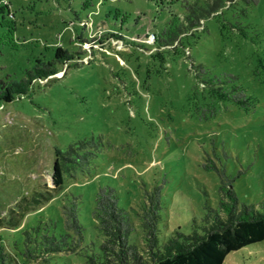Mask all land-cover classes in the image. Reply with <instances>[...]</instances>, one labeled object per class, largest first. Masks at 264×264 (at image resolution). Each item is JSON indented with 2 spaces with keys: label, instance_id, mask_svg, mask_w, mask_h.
<instances>
[{
  "label": "rangeland",
  "instance_id": "1",
  "mask_svg": "<svg viewBox=\"0 0 264 264\" xmlns=\"http://www.w3.org/2000/svg\"><path fill=\"white\" fill-rule=\"evenodd\" d=\"M85 1L0 0V75H21L56 46L74 52L57 74L34 82L28 96L0 107L4 264H14L4 231L15 233L42 211L49 216L54 199L60 206L73 196L84 244L99 250L95 200L108 185L121 206L139 213L146 191L159 187L160 237L192 233L206 202L219 207V176L203 168L213 158L204 153L212 140L228 155L216 163L236 177L240 204L259 208L264 201V0L240 1L166 48L155 46V33L183 0H105L97 8L100 0L86 8ZM96 9L92 26L86 18ZM200 65L208 77L234 76L250 105L216 99V115L207 111L209 120H201L199 109L211 99L196 78ZM91 139L99 144L96 157L84 170L70 169L59 190L52 180L59 152ZM134 221L130 242L142 247ZM224 264H264V241L230 253Z\"/></svg>",
  "mask_w": 264,
  "mask_h": 264
},
{
  "label": "trees",
  "instance_id": "2",
  "mask_svg": "<svg viewBox=\"0 0 264 264\" xmlns=\"http://www.w3.org/2000/svg\"><path fill=\"white\" fill-rule=\"evenodd\" d=\"M103 1L105 0L98 1L95 8L101 6ZM240 1L254 4L259 2L183 0L182 8L178 13L168 14L158 33L151 30L156 34L155 46L166 48L178 39L193 36V32L203 27L206 21L223 15L225 10L232 9ZM93 4V0H87L83 6L86 8ZM2 11L3 8L0 7V13ZM93 15H98L97 9L86 18L91 21L92 26L96 25ZM73 53L62 46H56L50 58L23 70L21 75H0V107L28 96L34 82L57 74V65L69 61ZM195 69L196 78L208 88L211 99L209 104L199 109L201 120H209L205 115L207 111L211 112L210 117L216 115V99L219 103L237 104L241 107L250 105V100L236 84L234 76L224 73L208 77L203 66ZM222 148L220 152L212 140L211 150L204 153L213 158L207 157V162L203 164L205 171L215 172L219 176V207L216 209L206 202L203 218L201 222L194 221L192 233H176L165 239L160 237L159 211L162 207L159 187L151 192L146 191L139 213L121 206L117 189L108 185L97 191L95 200L94 217L103 236L99 250L94 249V243L84 244L85 229L79 220L78 197L73 196L66 202L60 199V206L54 199L46 208L49 216H45L42 211L40 219L29 218L30 222L18 227L14 230L15 233L3 232V239L13 252L12 261L14 264H75L76 260L85 264H224L230 253L264 241V201L259 208L240 204L233 187L236 177H230L226 167L216 163L221 162L222 158H228L224 147ZM98 150L99 144L91 139L82 140L76 145L68 146L63 152L60 151L52 174L55 187L63 189L65 175L70 169L84 170L89 167ZM134 217H137L141 226L142 247L130 242L136 231ZM3 261L1 258L0 264H4Z\"/></svg>",
  "mask_w": 264,
  "mask_h": 264
}]
</instances>
